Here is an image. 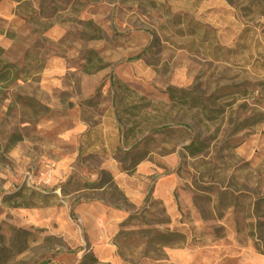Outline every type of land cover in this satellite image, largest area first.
Masks as SVG:
<instances>
[{
  "label": "rangeland",
  "instance_id": "rangeland-1",
  "mask_svg": "<svg viewBox=\"0 0 264 264\" xmlns=\"http://www.w3.org/2000/svg\"><path fill=\"white\" fill-rule=\"evenodd\" d=\"M0 31V264H264V0H0Z\"/></svg>",
  "mask_w": 264,
  "mask_h": 264
},
{
  "label": "trees",
  "instance_id": "trees-1",
  "mask_svg": "<svg viewBox=\"0 0 264 264\" xmlns=\"http://www.w3.org/2000/svg\"><path fill=\"white\" fill-rule=\"evenodd\" d=\"M1 32V31H0ZM2 49L0 48V56L2 55ZM88 61V65H91V61L90 59L87 60ZM0 64H2L1 60H0ZM10 67H6L5 69H9ZM102 67H100L99 69H95V71L100 70ZM85 73L90 72V70L88 71L87 68H85L84 70ZM7 74V73H6ZM6 79V75L5 73H3L2 71H0V83L3 82V80ZM118 83V82H117ZM174 92H179L183 95L182 98H180L179 100L181 101V105H186L187 104V100L189 99L190 103H191V107L194 106V98L191 97L190 92L186 91V90H176V89H168V93L170 94V100H174L175 97L173 95ZM139 109L138 106H132L129 107L128 109H125L123 111L124 114H126L129 118L131 117H136V111ZM134 112V113H133ZM138 126V123H134L131 127H129V129H127L124 133V139H128L129 135H131V133L133 132V130ZM17 141H20L21 138L17 137L16 139ZM183 151L187 154V156L189 157H195L198 155H201V153L204 151L205 147L204 144L202 142H198V141H192L190 142L188 145L184 146ZM169 237H176L175 234H170L167 237H165L166 240L169 239ZM95 262L96 260L93 259Z\"/></svg>",
  "mask_w": 264,
  "mask_h": 264
},
{
  "label": "crops",
  "instance_id": "crops-1",
  "mask_svg": "<svg viewBox=\"0 0 264 264\" xmlns=\"http://www.w3.org/2000/svg\"><path fill=\"white\" fill-rule=\"evenodd\" d=\"M213 8V9H212ZM210 10L213 12V11H215V9H214V7H212ZM220 8H222V9H220ZM217 10H222V12L223 13H229L230 12V9L228 8V7H219ZM2 31L0 32V38L2 37ZM80 130H84V133H83V135L82 136H84V138L85 137H87V129H86V127H80ZM88 146V145H87ZM88 148H94V150H100V151H102V152H107L108 150L107 149H104L105 147H103V146H101V145H98V143L97 142H92V143H90V145H89V147ZM100 148V149H99ZM137 168V167H136ZM136 171V170H135Z\"/></svg>",
  "mask_w": 264,
  "mask_h": 264
}]
</instances>
